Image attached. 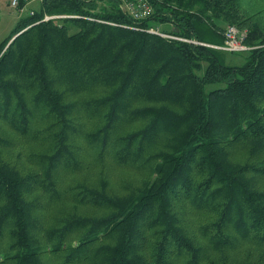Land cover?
<instances>
[{"label": "trees", "instance_id": "obj_1", "mask_svg": "<svg viewBox=\"0 0 264 264\" xmlns=\"http://www.w3.org/2000/svg\"><path fill=\"white\" fill-rule=\"evenodd\" d=\"M103 1L0 44V264H264V0Z\"/></svg>", "mask_w": 264, "mask_h": 264}, {"label": "built area", "instance_id": "obj_2", "mask_svg": "<svg viewBox=\"0 0 264 264\" xmlns=\"http://www.w3.org/2000/svg\"><path fill=\"white\" fill-rule=\"evenodd\" d=\"M44 0H12L11 6L15 9L23 10L33 3H42ZM118 4L119 9L126 15L132 17L135 21H142L149 18L154 12V6L151 0H113ZM34 8V7H33ZM31 8L30 13L33 14L35 9ZM77 15H48L46 14L43 20H48L51 18H61V17H73ZM90 19H95L94 17H89ZM99 20V19H98ZM102 20V19H100ZM107 23H112L110 21L102 20ZM115 24V23H114ZM162 24H154L151 26L140 27L134 26L136 29L146 30L148 32L161 35L166 38L188 40L185 37L176 35L172 32L165 31ZM225 42L223 45H213L214 47L228 50V51H240L248 49V45L245 44V39L247 36L246 30H241L238 26L234 24H229L225 28Z\"/></svg>", "mask_w": 264, "mask_h": 264}, {"label": "rangeland", "instance_id": "obj_3", "mask_svg": "<svg viewBox=\"0 0 264 264\" xmlns=\"http://www.w3.org/2000/svg\"><path fill=\"white\" fill-rule=\"evenodd\" d=\"M11 1L12 0H0V44L3 43L10 35L13 34V31L17 27L18 21L21 18L26 17L27 15L31 14L30 13L31 8L34 7L33 9L37 10L41 6V3H33L32 5L28 6L27 8H25L23 10H19V9H15L11 6ZM102 3H103V5L104 4L109 5L110 0H105ZM48 15H50V14H48ZM218 22L222 25V27L225 30V28L227 27L226 22L225 21H219V20H218ZM161 26L165 31H168L171 28V25L169 23L162 24ZM241 30H246V29H241ZM246 54H247V52H234V53L226 52V55H227L226 56V62L231 63V64L242 63L245 59ZM0 155H1V152H0ZM2 156H4L6 159L12 160L14 162L13 157L15 158V156L12 157V155L8 151L3 152ZM16 164H18V163L16 162ZM18 165L20 166V164H18ZM122 175H123V173L120 172L119 170L114 171V173L111 176V180H112L114 186H117V184L120 182V177ZM116 188H118V187H116ZM117 193L124 194V191H122V192L119 191ZM252 260L254 261L255 259H252Z\"/></svg>", "mask_w": 264, "mask_h": 264}, {"label": "water", "instance_id": "obj_4", "mask_svg": "<svg viewBox=\"0 0 264 264\" xmlns=\"http://www.w3.org/2000/svg\"><path fill=\"white\" fill-rule=\"evenodd\" d=\"M22 32V31H21ZM21 32L17 33L16 35H14V37H12V39L9 41L8 45L16 38V36H18ZM7 45V46H8Z\"/></svg>", "mask_w": 264, "mask_h": 264}]
</instances>
